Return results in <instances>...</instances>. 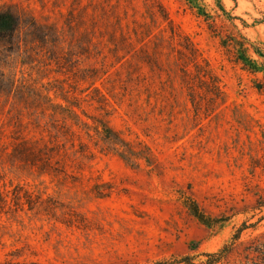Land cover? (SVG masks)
Here are the masks:
<instances>
[{
  "label": "rangeland",
  "instance_id": "1",
  "mask_svg": "<svg viewBox=\"0 0 264 264\" xmlns=\"http://www.w3.org/2000/svg\"><path fill=\"white\" fill-rule=\"evenodd\" d=\"M8 5L26 21L0 41L20 89L0 90V264H204L233 242L217 264H254L264 0Z\"/></svg>",
  "mask_w": 264,
  "mask_h": 264
},
{
  "label": "trees",
  "instance_id": "2",
  "mask_svg": "<svg viewBox=\"0 0 264 264\" xmlns=\"http://www.w3.org/2000/svg\"><path fill=\"white\" fill-rule=\"evenodd\" d=\"M223 11L228 15L230 20L237 19V17L231 16L224 8ZM26 18L25 14L18 9L13 8L12 6H4L0 7V41L6 42L7 45H16V36L17 32L19 31L20 27L25 23ZM29 22L33 23L31 19ZM36 23V22H35ZM235 28L238 29L236 24H233ZM228 37L235 42L236 45L239 46V51L237 52L236 60L243 64L245 68L249 69H257V65L255 61L247 55V51L249 47L246 46V43L250 45H254L248 38H246L240 30L237 32H232L228 35ZM257 52V51H256ZM6 87V88H4ZM262 87V86H259ZM7 89L8 94L18 91L19 87L16 85V81L13 78H7L4 74L0 73V90ZM20 90V89H19ZM21 92V91H20ZM22 94L21 96H23ZM108 127V125H107ZM110 137V136H108ZM248 226H243L238 230V233L235 234V241L241 238V233L247 228ZM256 241L252 242L251 247ZM234 242L230 244H226L223 248L215 252L206 253L207 260L204 264H217L220 262L225 261L230 253L233 250ZM250 254H255L256 262L254 264H264V251L258 246H254L253 248H249ZM182 261H191L189 258H185ZM158 264H162L159 262Z\"/></svg>",
  "mask_w": 264,
  "mask_h": 264
}]
</instances>
